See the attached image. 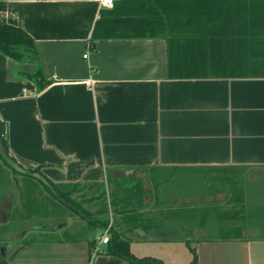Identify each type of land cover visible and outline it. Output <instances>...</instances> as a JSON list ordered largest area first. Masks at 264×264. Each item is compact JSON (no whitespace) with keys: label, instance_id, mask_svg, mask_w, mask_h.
<instances>
[{"label":"crops","instance_id":"obj_1","mask_svg":"<svg viewBox=\"0 0 264 264\" xmlns=\"http://www.w3.org/2000/svg\"><path fill=\"white\" fill-rule=\"evenodd\" d=\"M102 9L91 0H7L0 21L27 33L38 55L20 62L0 50L7 154L55 186L91 185L82 201L95 185H144V209L125 215L109 202L107 215L110 237L128 239L137 259L192 264L193 248L198 264H264V195L251 204L245 194L241 219L236 211L225 226L232 231L212 238L203 233V196L166 189L189 172L247 170L264 179V78L172 75L165 39L94 40ZM13 174L0 161L9 192L21 186ZM9 198L3 225L15 204L22 210L21 195L18 203ZM96 234L94 246L103 230ZM92 236L16 244L3 257L7 264H129L107 245L96 254Z\"/></svg>","mask_w":264,"mask_h":264},{"label":"trees","instance_id":"obj_2","mask_svg":"<svg viewBox=\"0 0 264 264\" xmlns=\"http://www.w3.org/2000/svg\"><path fill=\"white\" fill-rule=\"evenodd\" d=\"M6 9L7 0H0V12ZM100 14L93 31L94 40L165 39L172 75L187 78H264V0H120L113 9H102ZM0 50L20 62L38 58L32 38L23 30L4 25L1 21ZM0 127L6 150L5 128L1 121ZM0 160L17 173L1 156ZM36 173L39 174L29 172L24 176L41 183L56 201L72 212H79L87 224L84 228L78 227L77 232H70L64 239L45 238L43 241H79L81 237L90 235L96 239L97 231L109 226L104 185H95L97 191L103 190L97 198L81 201L83 204L103 200L102 208L92 215L70 201L76 190L63 194L62 187L47 180L49 186H46L34 178L33 174ZM131 184L121 183L114 187L110 204L116 213L125 212L126 215L132 212L134 206L141 207L142 195L138 183L133 190ZM30 204H35V201ZM39 241L42 240L34 242ZM90 243L93 247L96 241ZM191 251L194 256L192 264H198L195 249ZM107 253L129 264H163L156 259L134 257L130 251V241L116 231L111 234ZM0 264L7 262L0 259Z\"/></svg>","mask_w":264,"mask_h":264},{"label":"rangeland","instance_id":"obj_3","mask_svg":"<svg viewBox=\"0 0 264 264\" xmlns=\"http://www.w3.org/2000/svg\"><path fill=\"white\" fill-rule=\"evenodd\" d=\"M246 171L247 170H236L228 173H215L214 171L189 172L181 177L184 179L183 181L171 180L166 185V189L170 190V188L182 187L184 191H187L189 194L202 195L204 208L208 210V216L205 217L206 220L204 222V225L206 224L207 226L205 228L206 231L203 232L205 234L204 236L212 238L224 236L232 231L227 227L225 228V226L228 221L233 218L236 211L239 219H241V211L246 209L245 201L243 200L245 194H247V197L250 199L252 197L256 198L255 203H258V200L264 195V179L254 181V176H256L255 173H246ZM245 173L246 175L250 173L249 175H251L252 182L248 183V179H243ZM13 175L17 177V179H21L20 190L14 188V190L9 192L5 186L0 184V210L2 209L1 206H3L4 202L9 198V193H12V199L9 198L10 201L15 200L18 203V198L21 195V203L24 204L26 201V205L22 206L21 204V211L16 204L14 208L10 209L12 215L8 225H3L0 221V249L2 247L5 248L6 255L7 253L9 254V246L28 244L35 240H42L43 238L64 239L70 232L74 233L73 229L76 231L79 229L78 227L81 226V228H84L87 225L86 222L77 214H74L70 208L56 201L50 191L41 183L30 178L24 180L18 173ZM0 181L2 180L0 179ZM134 185H137V181H133V184H131L130 187L132 190ZM90 186L91 185L85 186L86 189H84V186H77V188L62 187L61 192L64 194L76 190V193L69 198L70 201L75 203L78 207H81L82 210L89 211L92 215H95V211L102 208L103 200H96L89 203V206L81 203L83 196L88 192L87 188ZM114 187L115 185L107 189L104 187L106 191V198L104 199H106L105 201L108 207L109 202L113 199L111 194L115 191ZM138 187L142 195V205L140 208L137 206H134V208L144 209L147 206L144 197V195H146L144 192V185L138 184ZM102 191L103 190L97 191L96 194L86 199L90 200L92 197L97 198ZM217 197H220V201L217 200ZM33 200L35 204H30ZM197 202L198 197L192 200L193 204H197ZM250 202L252 204L254 201L251 199ZM5 210L6 209L3 211ZM15 215L17 216L15 217ZM0 219L2 220L3 216H1ZM65 223L67 225H65ZM187 233L188 235L189 233H193V226L188 227ZM262 235H264V232H262ZM94 240L96 239L93 235L92 241ZM2 259L5 260L4 257H2Z\"/></svg>","mask_w":264,"mask_h":264},{"label":"built area","instance_id":"obj_4","mask_svg":"<svg viewBox=\"0 0 264 264\" xmlns=\"http://www.w3.org/2000/svg\"><path fill=\"white\" fill-rule=\"evenodd\" d=\"M96 2L100 8H104V9H113L114 5L120 1V0H91ZM89 50L87 51V53L84 55V58L87 59L89 57ZM110 230H111V225H109L106 229L103 230V234L101 235V237L99 238V244L96 245L95 248V253H100L102 252L101 246L102 245H107L110 241Z\"/></svg>","mask_w":264,"mask_h":264},{"label":"water","instance_id":"obj_5","mask_svg":"<svg viewBox=\"0 0 264 264\" xmlns=\"http://www.w3.org/2000/svg\"><path fill=\"white\" fill-rule=\"evenodd\" d=\"M0 156L3 158V160L7 163L9 167L14 169L17 173H20L22 175H26L29 173V171L24 170L17 162H15L7 153L5 150V146L2 139L1 134V127H0ZM34 178L41 181L44 185L49 186V183L44 179L40 174H33ZM55 229V228H54Z\"/></svg>","mask_w":264,"mask_h":264},{"label":"flooded vegetation","instance_id":"obj_6","mask_svg":"<svg viewBox=\"0 0 264 264\" xmlns=\"http://www.w3.org/2000/svg\"><path fill=\"white\" fill-rule=\"evenodd\" d=\"M5 254H6V250H5V248L2 247L0 249V259H2V257L5 256Z\"/></svg>","mask_w":264,"mask_h":264}]
</instances>
